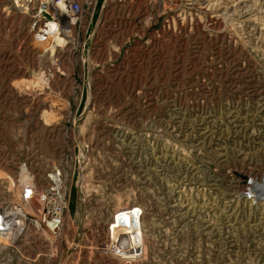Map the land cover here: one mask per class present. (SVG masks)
<instances>
[{"label":"rangeland","instance_id":"obj_1","mask_svg":"<svg viewBox=\"0 0 264 264\" xmlns=\"http://www.w3.org/2000/svg\"><path fill=\"white\" fill-rule=\"evenodd\" d=\"M43 2L0 0V197L58 171L67 264H264V0H97L54 51Z\"/></svg>","mask_w":264,"mask_h":264},{"label":"built area","instance_id":"obj_2","mask_svg":"<svg viewBox=\"0 0 264 264\" xmlns=\"http://www.w3.org/2000/svg\"><path fill=\"white\" fill-rule=\"evenodd\" d=\"M53 1L58 3L60 0ZM67 2L69 13L65 21L58 18L53 7H47L54 17L52 20L60 28L69 29L68 33L72 32V27L80 30L87 28L83 26V20H92L97 0ZM47 4L50 6L52 0H48ZM68 18H74L70 25H66ZM53 183L40 191L29 178L28 184H22L16 202L0 197V264H67L61 262L59 243L65 233L62 213L68 210L69 191L64 182L61 189L55 188ZM34 209L36 215L31 213ZM12 230L15 232L12 233Z\"/></svg>","mask_w":264,"mask_h":264},{"label":"bare ground","instance_id":"obj_3","mask_svg":"<svg viewBox=\"0 0 264 264\" xmlns=\"http://www.w3.org/2000/svg\"><path fill=\"white\" fill-rule=\"evenodd\" d=\"M45 2V7L47 9V7H50L52 9V7L54 9H52L56 15L58 16L59 19L65 21L66 20V14L68 16L69 13V4L67 2V0H60L58 3H55L52 0V4H47L48 0H42V2ZM43 2V4H44ZM42 4V5H43ZM74 21V18H68L67 19V23L66 25L69 23V25ZM50 28L47 30V32H43L45 31L44 29H40V31H38V33L43 34V36L41 35H37L34 37V47L38 48L40 47V49L44 50H52L55 49V47H53L54 43L56 44H60L65 42V39L62 37L61 33H63L66 37L68 36V30L69 29H63L60 28L58 26V24L56 22H54L52 20ZM46 27V26H45ZM60 29H59V28ZM43 30V31H42ZM68 33V34H67ZM39 46H37V45ZM55 44V45H56ZM39 49V50H40ZM249 177V175H242L241 177ZM20 178H21V182L22 184H28L29 183V176L27 173V170L25 167L21 168L20 171ZM250 178V177H249ZM250 183H248L249 188L252 185L251 189L256 190V192L258 191L257 189H259V187H261V185H259V183H257L256 181H254V178L251 177ZM50 182L54 181L53 184H55V188L57 189H61L62 188V184H63V177L61 176V174L58 173V171L55 172V174L49 179ZM65 186V184H64ZM264 186V185H263ZM261 189V188H260ZM262 190V189H261ZM258 193V192H257ZM262 193V192H261ZM259 192V194H261ZM264 194V193H263ZM17 199L14 200H7L10 202H16ZM136 212V209L132 210V209H127L125 211H123L121 214L124 216V224L120 225L118 223V219L114 222H117L116 224L111 225V233H110V244L106 246L107 249H110L111 251H113L114 253H121L122 255H130V256H126V258H131L132 260L136 259L135 253H137L139 251V247L142 244V234L139 228V219L136 217V215L132 216V213ZM123 219V218H122ZM11 227V226H8ZM15 231L12 230V233H14ZM140 245H137L139 244ZM133 250L128 251V250ZM118 253V254H119ZM133 253V254H132Z\"/></svg>","mask_w":264,"mask_h":264},{"label":"water","instance_id":"obj_4","mask_svg":"<svg viewBox=\"0 0 264 264\" xmlns=\"http://www.w3.org/2000/svg\"><path fill=\"white\" fill-rule=\"evenodd\" d=\"M244 178H245V179H246V181L248 182V180H249V179H248L246 176H245Z\"/></svg>","mask_w":264,"mask_h":264}]
</instances>
